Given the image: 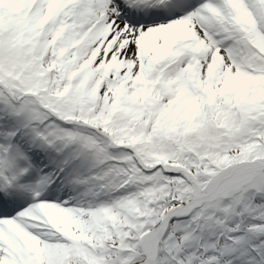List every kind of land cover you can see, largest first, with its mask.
Wrapping results in <instances>:
<instances>
[{
    "label": "snow or ice",
    "instance_id": "snow-or-ice-1",
    "mask_svg": "<svg viewBox=\"0 0 264 264\" xmlns=\"http://www.w3.org/2000/svg\"><path fill=\"white\" fill-rule=\"evenodd\" d=\"M0 264H264V0H0Z\"/></svg>",
    "mask_w": 264,
    "mask_h": 264
}]
</instances>
